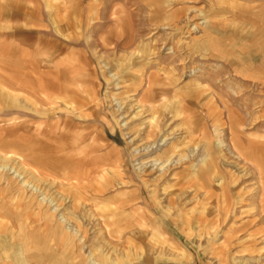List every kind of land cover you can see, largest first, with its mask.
Wrapping results in <instances>:
<instances>
[{
    "label": "rangeland",
    "instance_id": "374dc122",
    "mask_svg": "<svg viewBox=\"0 0 264 264\" xmlns=\"http://www.w3.org/2000/svg\"><path fill=\"white\" fill-rule=\"evenodd\" d=\"M262 169L264 0H0V264H264Z\"/></svg>",
    "mask_w": 264,
    "mask_h": 264
},
{
    "label": "crops",
    "instance_id": "0c3cea01",
    "mask_svg": "<svg viewBox=\"0 0 264 264\" xmlns=\"http://www.w3.org/2000/svg\"><path fill=\"white\" fill-rule=\"evenodd\" d=\"M149 96L150 97H153L152 95L154 94V88H153V84H152V80H153V77H152V75H149ZM147 95H148V92L146 93V96H143L142 97V99H140V100H143V101H146L145 99L147 98ZM40 101H42V102H45V104L46 103H53V98L50 96V95H45L42 99H40ZM51 104H49V105H51ZM62 122H63V120L61 121V119L60 118H57L56 119V126H57V128H59V127H61V125H62ZM65 127H66V125H65ZM155 136V134H154V132H153V130H149V138L150 137H154ZM53 140H54V142H58V141H63V140H65V139H67L68 137H67V135L66 134H63V133H56L55 135H53ZM44 147L42 146V144H40L39 143V148H38V150L36 151V155H38V156H42V154H44L45 153V151H44V149H43ZM66 148H65V146H63L62 145V149L61 150H65ZM174 150H172V151H168V152H166L165 153V155L167 154H169V153H172V154H174ZM171 156V155H170ZM252 156V157H251ZM250 156V158L253 160V161H256L255 163H257V164H259V165H261V159L257 156V155H251ZM40 158V157H39ZM53 165L55 166V168L57 167H61V164L58 162V161H54L53 160ZM261 167V166H260ZM262 171H264V169H262ZM261 195H262V198H261V201L263 202L264 201V181H262V188H261ZM264 204V203H263Z\"/></svg>",
    "mask_w": 264,
    "mask_h": 264
}]
</instances>
